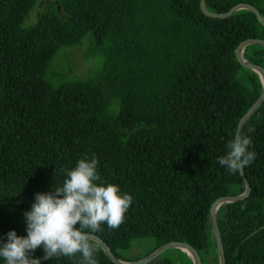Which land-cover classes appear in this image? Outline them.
Masks as SVG:
<instances>
[{"label": "trees", "instance_id": "16d2710c", "mask_svg": "<svg viewBox=\"0 0 264 264\" xmlns=\"http://www.w3.org/2000/svg\"><path fill=\"white\" fill-rule=\"evenodd\" d=\"M41 1L0 0V238L10 230L24 236V221L15 226L10 211L30 210L34 194L61 186L65 169L94 154L102 179L134 198L117 228L105 224L93 234L118 259L131 262L121 252L135 239H154L153 251L183 242L202 264L212 253L219 264L209 210L245 185L217 158L262 90L235 50L264 40V27L248 10L207 17L200 0H49L37 23L25 26ZM263 2L205 0V7L225 14L248 4L264 18ZM88 34L103 58L100 69L53 86L44 77L50 60ZM253 46L243 57L264 68V49ZM240 70L249 73L247 86ZM240 135L251 136L257 154L243 169L251 192L221 205L217 223L226 264H264V102ZM89 242L98 264H113ZM80 260L77 253L41 264ZM148 264L173 263L160 256Z\"/></svg>", "mask_w": 264, "mask_h": 264}, {"label": "clouds", "instance_id": "9594fccd", "mask_svg": "<svg viewBox=\"0 0 264 264\" xmlns=\"http://www.w3.org/2000/svg\"><path fill=\"white\" fill-rule=\"evenodd\" d=\"M252 147L250 135H235L217 163L234 175L255 162ZM98 165L96 155L85 156L64 170L61 186L34 194L30 210L23 213L26 234L10 230L0 238V264H39L38 249L48 259L79 253L80 264H98L90 235L105 224L117 228L134 202L119 185L102 179Z\"/></svg>", "mask_w": 264, "mask_h": 264}, {"label": "rangeland", "instance_id": "374dc122", "mask_svg": "<svg viewBox=\"0 0 264 264\" xmlns=\"http://www.w3.org/2000/svg\"><path fill=\"white\" fill-rule=\"evenodd\" d=\"M48 4L49 0L41 1L29 14L24 25H35L40 13L47 8ZM262 8L264 9V2ZM253 49L258 48L251 45L247 47V53H250ZM102 62L101 53L94 47L88 34L80 45L61 47L46 67L44 77L53 86H58L75 79H89L100 69ZM248 76L249 73L244 70H240L238 73L239 81L245 86H247L246 80ZM10 212L13 215L14 225L19 226L24 221L23 213L26 211L12 209ZM155 244L154 239H135L131 243V248L121 252V255L128 261H137L147 257V254L155 248ZM160 256L173 264H193L190 257L180 249L167 250ZM211 256H214V253L209 256V259L204 264H212L210 260Z\"/></svg>", "mask_w": 264, "mask_h": 264}, {"label": "water", "instance_id": "95a60500", "mask_svg": "<svg viewBox=\"0 0 264 264\" xmlns=\"http://www.w3.org/2000/svg\"><path fill=\"white\" fill-rule=\"evenodd\" d=\"M200 10L207 17L214 18V19H226V18L232 16L237 11L248 10L254 14L258 23L262 27H264V18L261 15V13L256 8H254L253 6L248 5V4H238V5L234 6L233 8H231L225 14H216V13H212L206 9L205 0H200ZM249 45H255V46H258V47H261L264 49V40H262V39H249V40L243 41L236 48L235 57H236L237 62L244 69L251 70L259 76L260 81H261V85H262V90H261V93H260L258 99L250 106V108L247 110V112L239 120L237 127H236L235 135L241 134V131H242L246 121L259 109V107L264 102V68H262L260 65L248 62L243 57V51H244L245 47H247ZM239 174L243 178V183L245 185L244 192L240 195H237V196H223V197L218 198L217 200H215L213 202V204L211 205V208L209 210V223H210L211 231L213 233V237L215 240L216 253H217L219 264H226V258H225V254H224L221 234H220V231L218 228V223H217V215H216L217 210L223 204L237 203V202L243 201L244 199H246L249 196V194L251 192V188L249 186V183L247 182V180L244 177V170L243 169L240 170ZM89 240L95 242L102 249L104 254L107 256V258L113 264H148L151 261L160 257V255L162 253H164L165 251L170 250V249H180L190 257L193 264H202L201 259L198 255L197 251L192 246L188 245L187 243H183V242H170V243L164 244L161 247H159L158 249H156L152 254H150L149 256H147L143 259H140L137 261L126 262V261H122V260L118 259L111 252L110 247L107 244H105L104 241H102L97 236L92 234V235H90ZM47 260H49V259L45 258L43 255V256L39 257V264L46 262Z\"/></svg>", "mask_w": 264, "mask_h": 264}]
</instances>
